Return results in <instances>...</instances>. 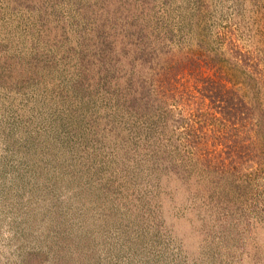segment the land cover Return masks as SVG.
<instances>
[{"label": "rangeland", "instance_id": "1", "mask_svg": "<svg viewBox=\"0 0 264 264\" xmlns=\"http://www.w3.org/2000/svg\"><path fill=\"white\" fill-rule=\"evenodd\" d=\"M136 6L0 0V264H264V84L222 178L213 154L128 107ZM151 8L159 25L143 13L142 34L175 27L192 49L198 17L212 47L225 31L263 55L264 0Z\"/></svg>", "mask_w": 264, "mask_h": 264}, {"label": "trees", "instance_id": "2", "mask_svg": "<svg viewBox=\"0 0 264 264\" xmlns=\"http://www.w3.org/2000/svg\"><path fill=\"white\" fill-rule=\"evenodd\" d=\"M131 1L136 2V9L123 18L129 25L134 24L139 33L135 35V73L130 80L128 107L138 118L161 119L163 129L172 138L184 140L189 151L213 154L210 168L221 171L222 178L228 177L230 163L224 162L229 151L235 149L227 143L230 134L240 130L249 135L253 123L260 122L264 52L260 57L254 44L225 31L218 34L219 44L212 47L199 29L198 17L187 23L192 29V49H185L177 41L175 27L171 30L168 26L163 36L159 32L142 34V14L152 12L158 26L159 10L151 8L155 0ZM195 12L198 16L199 9ZM162 13H166L164 6ZM241 149L249 155L254 150L251 143Z\"/></svg>", "mask_w": 264, "mask_h": 264}]
</instances>
